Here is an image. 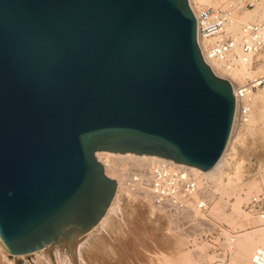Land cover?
Instances as JSON below:
<instances>
[{
    "label": "water",
    "instance_id": "water-1",
    "mask_svg": "<svg viewBox=\"0 0 264 264\" xmlns=\"http://www.w3.org/2000/svg\"><path fill=\"white\" fill-rule=\"evenodd\" d=\"M235 91L213 73L188 0H0V238L11 254L70 244L116 182L97 150L206 171Z\"/></svg>",
    "mask_w": 264,
    "mask_h": 264
},
{
    "label": "rangeland",
    "instance_id": "rangeland-1",
    "mask_svg": "<svg viewBox=\"0 0 264 264\" xmlns=\"http://www.w3.org/2000/svg\"><path fill=\"white\" fill-rule=\"evenodd\" d=\"M258 1L245 8L253 9ZM210 40L204 38L206 43ZM258 56L253 68L263 62L264 49ZM246 79L249 78L235 82L242 83ZM263 85L264 81L253 90V94H262ZM253 99H250L251 110L256 113L257 104L264 107V97L254 102ZM251 125L249 122L247 125L234 123L231 138L235 139L229 143L231 150L228 149L233 152L229 154L233 157L225 168L227 176L231 177L224 181L225 184L218 182L221 194L228 199L227 205L223 209L212 207V217L230 227L234 235L238 234L233 251L224 261L215 259L208 250L207 239L197 233L201 226L199 222L186 226L182 220H172L148 196L144 198L140 192L129 191L123 183L135 170L128 169V177H124L103 217L90 231L81 235L77 243L74 242L76 245L71 246L72 251L68 252L70 249L66 247L50 246L27 256L15 257L0 248V264H238L236 257L244 245L241 237L244 231L253 229L258 233L247 243L249 255L254 248L264 246V236L257 231L264 227V215L244 207L252 194L264 193V119H256L253 128ZM236 170L240 174L237 175ZM237 203L238 213L233 210ZM211 231L216 235V229ZM193 234L196 237L190 238Z\"/></svg>",
    "mask_w": 264,
    "mask_h": 264
},
{
    "label": "built area",
    "instance_id": "built-area-1",
    "mask_svg": "<svg viewBox=\"0 0 264 264\" xmlns=\"http://www.w3.org/2000/svg\"><path fill=\"white\" fill-rule=\"evenodd\" d=\"M255 1L237 0V6L245 8L253 5ZM232 10L233 5L224 8L207 5L198 8L196 14L193 13L196 21V36L202 39L217 37L204 45L203 53L223 73L241 63H249L252 66L257 61L258 54L264 49V20L242 24L236 36L226 33ZM262 78L246 79L242 83L234 82V123L239 125L248 123L251 109L249 97L264 81ZM230 153L233 154L232 151H226L220 166L222 176L218 175L224 184L228 178L225 168L233 157L229 155ZM147 177L145 183H142L137 176H133L128 181L132 192H137L136 184L140 182L148 189L151 202L166 212L172 220H182L186 226L199 222L201 226L197 233L207 239L210 245L208 250H211L215 259L224 261L234 249L235 235L225 223L212 217L213 204L219 201L223 209L228 200L221 194L220 184L216 178L194 172L188 166L172 160L153 166ZM244 207L250 212L264 215V193L252 194ZM212 229L217 230L216 235L211 231ZM223 232L227 234L222 235ZM191 237L195 238L196 235L193 234ZM251 261L253 264H264V246L253 249Z\"/></svg>",
    "mask_w": 264,
    "mask_h": 264
},
{
    "label": "bare ground",
    "instance_id": "bare-ground-1",
    "mask_svg": "<svg viewBox=\"0 0 264 264\" xmlns=\"http://www.w3.org/2000/svg\"><path fill=\"white\" fill-rule=\"evenodd\" d=\"M196 2H198L197 5L194 4L193 0H188V4H189V6H190V8H191V10H192V12L194 14H196L197 9L200 8L201 6L211 5V6H221V7L224 8V7H228L229 5H233V10H232V13H231V16H230V20H229V23H228L227 28H226V33L230 34L232 36H236L238 34L242 24H244V23H252V22H259V21H263L264 20V0H259L258 2H256L255 3V7L253 9L239 8L237 6V0H196ZM216 38L217 37H212L209 42L214 41ZM196 40H197L198 47L200 49V53L202 52L201 56H202L203 60L206 62V64H208V66L210 67V69L213 71L214 74H216L218 76H221V77H225L226 79H228L230 81V83L233 85V88L235 86V83H234L235 81L240 82L244 78H249V79L257 78L258 79V78H262L263 77L262 79H264V73L260 74V72H264V56H263V62H261L255 68L250 66L249 63H247V64L246 63H243V64L241 63L240 65L232 68L229 71H226L223 74V72L217 68L216 64L214 62L208 60L206 58V56L204 55L203 48H204V45L206 44L204 39L200 38L197 35L196 36ZM261 91H262V94H260L258 96H257L256 93L253 94L254 92H252L250 94L249 99H252V97H254L253 102L256 101V100L257 101L260 100L262 97H264V85L262 86ZM251 105H252V102L250 100V108H251ZM255 110H256V113H253V111L250 109V118H249L248 122L250 124H252L251 125L252 128H253V124H254L256 119H259V118H260V120L264 119V107H262V106L257 104V107L255 108ZM233 127H234V120H232V126H231V130H230V135L228 137V141L226 143V146H225L221 156L219 157V159L217 160V162L214 164L213 167H211L210 169H208L206 171H202V170H200V169H198L196 167H193V166H188L189 169L194 171V172H201V173H203L205 175L212 176V177L216 178L217 182H220V184H222L223 182L221 180V177L218 176V175L222 176V174H220V173H222V171L220 170V166H221L222 161L224 160V156L226 154V151L229 148V145H230L229 143L232 141L231 137H233L232 136ZM252 128L250 127V129H252ZM94 155H95L96 159L102 164L104 173L109 178L115 180V182H116V191H115V193L118 192L120 184L123 183L124 177L125 176L128 177V175H126L129 172L128 169H132V170H135V171L130 173L129 177L127 178V180L124 181L123 185H126V187H127V189L129 191H132L131 188L128 186V185H130V183L128 181L131 180L133 178V176H137L139 181L141 180L142 183H145V180H147V178H148L147 177L148 173H149L150 169L153 166L169 162V159H166V158H163V157H160V156H157V155L136 154V153H132V152L121 153V152H113V151H108V150H97V151H95ZM240 163H239V165H240ZM128 164H129L130 167H127ZM239 168L240 167H238V169ZM237 173L240 174L239 171H237L236 174ZM116 174H118V176L121 175L122 177H120V176L118 177ZM234 176H236V175H234ZM227 177H228V179H230L231 176H227ZM229 182H227V183H229ZM123 185H121V186H123ZM136 185H137V187H136L137 190L136 191L142 193L144 198L147 197L148 196V189L146 188V186H144L143 184H140V182L137 183ZM215 203L213 204L212 207H213V209H218L219 206H220V203L217 202V201ZM233 210H234V212L238 213V211H239L238 203L235 204V206L233 207ZM244 220L246 222L247 218H245ZM244 220H243V222H244ZM240 221H242V220H240ZM257 231L260 232L259 233L260 235L264 236V227L258 228ZM256 234H258V233L255 230H253V229L244 231L241 234L242 243L244 245L237 252V257L235 256L237 258V260H238L237 261L238 264H240V263L241 264H253L252 261H251L252 253L250 255L248 254L247 243L252 241ZM237 235L238 234H236L235 237ZM74 242H76V240ZM74 242H72V244H70V248H71V246L73 247V245L75 244ZM50 246H61L63 248L64 247L69 248L67 244L56 243V244H53V245L45 246V247H43V248H41L39 250H43V249H45L47 247H50ZM0 248L2 249V251L4 253H6V254L9 253L7 248H6V246H5V244L1 240V238H0ZM70 251H72V250L71 249L68 250V252H70ZM34 252H31V253H34ZM9 254H11V253H9ZM29 254L30 253H26V254H12V256L13 255L15 257L27 256ZM178 261L181 262L182 260L181 261L178 260Z\"/></svg>",
    "mask_w": 264,
    "mask_h": 264
}]
</instances>
